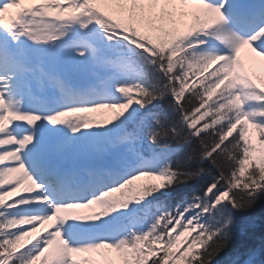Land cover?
I'll list each match as a JSON object with an SVG mask.
<instances>
[{
	"label": "snow or ice",
	"instance_id": "1",
	"mask_svg": "<svg viewBox=\"0 0 264 264\" xmlns=\"http://www.w3.org/2000/svg\"><path fill=\"white\" fill-rule=\"evenodd\" d=\"M258 212L264 0H0V264H264Z\"/></svg>",
	"mask_w": 264,
	"mask_h": 264
},
{
	"label": "trees",
	"instance_id": "2",
	"mask_svg": "<svg viewBox=\"0 0 264 264\" xmlns=\"http://www.w3.org/2000/svg\"><path fill=\"white\" fill-rule=\"evenodd\" d=\"M264 234V223L259 219V212L257 213V224H256V239L259 241L261 235Z\"/></svg>",
	"mask_w": 264,
	"mask_h": 264
},
{
	"label": "rangeland",
	"instance_id": "3",
	"mask_svg": "<svg viewBox=\"0 0 264 264\" xmlns=\"http://www.w3.org/2000/svg\"><path fill=\"white\" fill-rule=\"evenodd\" d=\"M12 12H14L15 10H11Z\"/></svg>",
	"mask_w": 264,
	"mask_h": 264
}]
</instances>
